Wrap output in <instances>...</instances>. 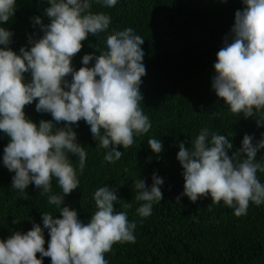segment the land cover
Segmentation results:
<instances>
[{
    "label": "clouds",
    "instance_id": "obj_1",
    "mask_svg": "<svg viewBox=\"0 0 264 264\" xmlns=\"http://www.w3.org/2000/svg\"><path fill=\"white\" fill-rule=\"evenodd\" d=\"M48 23L40 17L32 20L43 33L29 38L19 53L12 50L14 33L3 27L16 11V0H0V133L9 139L3 148V166L14 173L11 190L21 198L28 186L40 194L51 193L56 180L60 193L48 195V204L59 215L41 213L43 228L33 222L26 233L13 232L0 240V264H108L104 254L117 243H135V221L114 208L117 190L99 187L93 195L95 212L83 223L69 207H61L65 198L77 190L78 173L86 158L77 142L74 128L83 123L97 149L105 150L108 164L121 159L134 143V136L148 133L151 122L140 107V91L146 75L143 64L145 40L132 28L113 32L98 55L85 54L82 67L72 66L73 57L88 37L105 33L110 17L93 13L92 6L112 8L117 0H43ZM225 2V0H222ZM244 6L235 13L234 24L216 54L211 89L234 115L255 119L264 127V0H241ZM25 74L30 76L26 79ZM35 103L37 113L49 114L51 120L34 123L24 108ZM218 113H211V117ZM63 122V127H57ZM176 159L184 180L182 197L195 203L210 198L211 205L233 210L236 217L247 214L249 204H264V183L257 173H264V132L260 138L245 134L239 150L225 135L201 128L191 147L180 142ZM148 148L159 155L161 140L149 139ZM231 152V156L229 155ZM71 156L78 157L74 167ZM164 180L153 173L151 186L143 179L135 182V200L142 202L136 215L147 218L154 204L163 199ZM210 205V206H211ZM124 207H130L124 204ZM13 223H18L13 220ZM49 240L45 249V231ZM37 253L40 258L37 259Z\"/></svg>",
    "mask_w": 264,
    "mask_h": 264
},
{
    "label": "trees",
    "instance_id": "obj_2",
    "mask_svg": "<svg viewBox=\"0 0 264 264\" xmlns=\"http://www.w3.org/2000/svg\"><path fill=\"white\" fill-rule=\"evenodd\" d=\"M48 6L43 0H16L14 16L2 25L14 33L10 45L13 51L19 53L21 47L28 46L30 37L43 35L32 20L40 17L47 24L43 12ZM243 7L241 0H117L110 9L92 6L93 13L103 12L111 22L105 33L82 42L72 66L79 70L83 55L94 54L95 50L98 55L108 35L132 28L145 40L141 47L146 75L140 87V107L151 122L149 132L134 136L132 146H118L123 156L114 164L104 161L105 150L96 148L97 142L91 140L83 123L74 128L86 158L82 173H78L77 190L61 207H69L87 223L96 210L94 192L107 186L117 190L119 201L114 208L126 212L128 220L137 224L135 243L114 244L104 254L108 264H264V204L257 207L250 203L247 214L236 217L222 201L211 205L210 198L193 203L182 197L177 202L184 185L176 159L180 142L190 148L200 129L207 127L210 133L230 139L231 151L236 152L245 134L253 136L255 142L264 132V127L257 128L255 119L230 113L211 89L216 54L230 33L236 11ZM35 103L25 106L26 117L37 124L51 120L49 114L35 111ZM211 113L218 115L211 117ZM57 127H63V122ZM149 139L161 140L163 151L159 155L148 148ZM8 142L0 133V157ZM70 159L78 167V157ZM261 159L264 151L257 154V160ZM153 173L164 180L163 199L153 205L149 217L142 219L136 215L142 202L135 200L134 185L143 179L150 187ZM12 175L0 159V240L15 231L26 233L33 222L43 228L41 213L59 215V209L48 204V195L61 191L55 179L51 181V193L40 194L30 184L21 198L10 189ZM257 177L264 183V173L258 172ZM44 231L47 249L49 237ZM43 264H50L49 259L45 258Z\"/></svg>",
    "mask_w": 264,
    "mask_h": 264
}]
</instances>
